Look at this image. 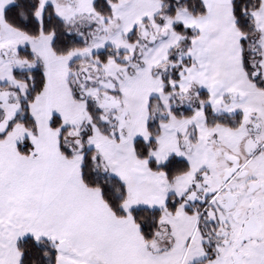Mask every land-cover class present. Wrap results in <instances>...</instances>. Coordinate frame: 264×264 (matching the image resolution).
Returning a JSON list of instances; mask_svg holds the SVG:
<instances>
[{"label":"snow or ice","instance_id":"snow-or-ice-1","mask_svg":"<svg viewBox=\"0 0 264 264\" xmlns=\"http://www.w3.org/2000/svg\"><path fill=\"white\" fill-rule=\"evenodd\" d=\"M0 264H264V0H0Z\"/></svg>","mask_w":264,"mask_h":264}]
</instances>
